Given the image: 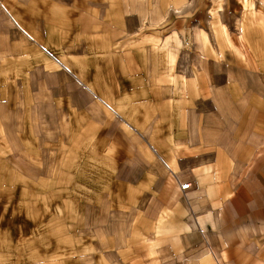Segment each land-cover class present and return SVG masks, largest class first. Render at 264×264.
Masks as SVG:
<instances>
[{"label":"rangeland","instance_id":"obj_1","mask_svg":"<svg viewBox=\"0 0 264 264\" xmlns=\"http://www.w3.org/2000/svg\"><path fill=\"white\" fill-rule=\"evenodd\" d=\"M162 47L167 55L157 60L170 59L172 80L142 64ZM136 65L146 80L170 85L160 97L172 108L131 100L140 103L141 130L118 120L119 138L132 145L122 162L102 147L106 123L118 116L88 88L117 104L115 85L122 75L130 89ZM208 75L214 87L229 77V90L214 101L207 85L185 94V78L205 84ZM262 105L264 0H0V264H232L244 249L264 252V227L255 213L246 217L264 208ZM195 108L205 124L236 119L263 133L245 164L205 160L222 172L207 195L195 186L193 164L167 167L170 141L142 126L154 113L151 125L177 127Z\"/></svg>","mask_w":264,"mask_h":264},{"label":"crops","instance_id":"obj_2","mask_svg":"<svg viewBox=\"0 0 264 264\" xmlns=\"http://www.w3.org/2000/svg\"><path fill=\"white\" fill-rule=\"evenodd\" d=\"M1 5L4 6V3ZM166 8L167 5L162 7L164 13ZM137 12L138 11H132V13H136V14ZM7 14L9 21L15 23L18 27H20L19 21L16 20L13 16H11L9 12H7ZM160 14L161 16L164 15L162 12H160ZM139 18L140 17L138 16L137 19ZM143 20L144 17L140 21ZM252 25L255 27L254 29H256V31L259 30V28L261 27L260 24H252ZM119 35L122 36L123 33ZM195 40L199 41V35L197 32L195 33ZM154 49L155 48H153L149 53H152ZM162 49L163 50H158L157 58L153 59L154 62H149V63L142 62V64L145 66V70L149 69L150 72H154L153 70L159 69L158 71H156V74L158 76L159 73L161 74L160 70L163 71L161 74L162 76L158 77L161 80L163 81L167 79L172 80V78L170 77V68H171L170 59H168V61L157 60L162 55L163 57L167 55L165 49L163 47ZM234 50L236 56L241 60H244V54L237 48H234ZM131 62L133 61L131 60ZM131 69L132 71L130 72V76L132 79L129 80L131 88L130 89L123 88V86L121 85L122 75L120 76V83L115 85L116 93H117L116 95L120 96V98L117 100L119 101L117 102V104L114 105L111 104L112 101L109 99L110 96L108 97L107 95L103 94L105 93L104 89L98 88L97 90L95 86H93V89H91L90 87L88 88L89 91L92 92V94H96L97 95L96 97L104 102L106 107L111 112L115 113L118 116V119L112 118L106 123V126L103 130L102 147L110 154L115 155L116 158L120 159L121 161H122V159L120 158L121 156L124 155L125 157L128 153L131 155L130 147H132V145L130 146L126 144L122 138L121 139L119 138L122 137L121 135L122 128L120 127V122L118 120H120L121 117L124 120H126V122H129L131 128H133L137 132V134L141 130L140 128L141 126L140 124H138V120L135 116L136 113H139L137 108L139 109L140 103H134L131 102V100L139 101V96L141 95L140 97L141 100H144V98H146V101L150 99L153 100L155 99L156 103H158L159 100H162L163 103L160 104L163 105L164 108L168 110L172 108L170 101L164 102V100L160 97V91L162 88H168L171 91L170 85H165V86L157 85V83L155 82L157 78L155 77H150L147 78L146 80V77H142V72H139V68L137 67V65L131 66ZM146 73L148 74V72ZM207 80L208 81L204 84L202 77L194 76L191 79L185 78V81H183V85L184 87H186L184 90L185 94H189L193 96H196L199 93L201 94V91L203 90V86L207 85L206 91L207 93L209 92L210 100L214 101L216 93H219V91L221 93H225L226 90L227 91L229 90L230 87L229 83L231 82L229 77L226 80L222 81L220 84L216 85V87H214L215 82L213 81V78L210 75L207 76ZM145 83L147 84V87H144L146 86ZM127 95H131L130 96L131 98L128 99ZM190 102H191V96H189V98L186 100V104H189ZM147 107L148 109H150L149 104L147 105ZM262 109L264 110V106ZM202 112H203L202 108L193 109L189 113L190 118L192 117L191 122L190 120L189 122L180 121V124L177 127L173 126L172 124H167V125L161 124L164 125L161 126L160 124H158L157 121L156 122L153 121V124L151 125L150 123H148L150 121L149 120L150 116L152 120L155 119L154 117H152L154 113H150L151 115L148 114L145 116L144 123L146 122V124L143 123L142 126L144 127L145 133L151 134L155 132L158 133L159 131H161L164 134L163 142L170 141L169 147L171 148L170 150L171 152L167 153L165 151L163 154L165 160L164 163L167 167L176 171V166H177V169L181 170L178 162H176V159L179 160V163L180 161L184 160L183 162L193 164V169L190 170H193L192 176L195 179L194 180L196 184L195 186L197 187L198 191L201 190L202 192L205 193V195H207L209 193V190L211 192V188L212 186H214V182L216 181V179H218L217 178L218 175L222 172L219 171V168H215L210 165H207L206 161H208L213 165H220L222 163H225L229 158H231V163L242 161V164H245L247 159L252 157L253 150L258 149L260 146H262L263 141L262 142H257V141L259 138L263 136V133L259 131H252L253 129H251L250 127L241 126V124L238 125L239 123H237L236 119L229 120V122H227L231 127H227L224 125L205 124L202 121V117H203ZM207 116L211 117V115H207ZM210 117L209 120L212 122V119ZM207 118H205L204 120V122L206 123L209 122ZM164 119L165 118L163 117V121ZM138 127L140 130L138 129ZM162 146L164 147L165 144H163ZM156 148H159L158 145H156ZM130 155L127 156L130 157ZM127 156L124 160L129 161L130 159ZM189 158H191V161H188ZM112 160L116 162H121L115 159ZM222 175H224L225 177L224 172ZM247 213L249 214H247L246 217H251V215L255 213L254 218L258 220V225L256 226L258 228L264 227V208H260L258 210ZM211 224H212V220H211ZM232 245H233L234 253L237 256H239L240 253L242 252L240 248L241 245L240 240H236V238H233ZM256 251H259V253H255ZM261 251L262 250L260 248L250 249L249 252H246V249H244L242 252L243 257L239 258L234 256L235 260L232 259V264H264V252ZM212 253L215 255L214 252ZM219 255L222 254L219 253ZM216 262L218 263V259H216Z\"/></svg>","mask_w":264,"mask_h":264},{"label":"built area","instance_id":"obj_3","mask_svg":"<svg viewBox=\"0 0 264 264\" xmlns=\"http://www.w3.org/2000/svg\"><path fill=\"white\" fill-rule=\"evenodd\" d=\"M191 188V183L190 182H184V183H181L180 186H179V189L183 192L189 190Z\"/></svg>","mask_w":264,"mask_h":264}]
</instances>
